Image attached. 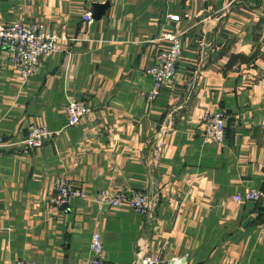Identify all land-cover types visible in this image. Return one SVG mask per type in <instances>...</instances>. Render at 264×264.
<instances>
[{"label": "crops", "instance_id": "0c3cea01", "mask_svg": "<svg viewBox=\"0 0 264 264\" xmlns=\"http://www.w3.org/2000/svg\"><path fill=\"white\" fill-rule=\"evenodd\" d=\"M95 4L104 14L84 22ZM34 20L66 40L28 79L0 49V264H85L96 231L110 264H264V206L234 199L264 188V0H0L1 24ZM165 30L183 53L149 101ZM71 100L92 109L72 126ZM217 112L221 144L203 135ZM32 125L54 132L36 150ZM59 178L89 198L52 204ZM105 189L147 194L150 209L102 204Z\"/></svg>", "mask_w": 264, "mask_h": 264}, {"label": "built area", "instance_id": "2783aa9c", "mask_svg": "<svg viewBox=\"0 0 264 264\" xmlns=\"http://www.w3.org/2000/svg\"><path fill=\"white\" fill-rule=\"evenodd\" d=\"M172 19L179 20L178 17ZM84 22L91 23L92 13L83 14ZM167 45L158 50L155 61L146 70L145 74L152 80V88L148 93V100H156L165 86L177 77L178 64L183 53L181 37L176 30H165L162 33ZM66 38L51 31L44 22L16 21L12 24L0 23V49L9 53L11 66L18 70L24 79L32 77L43 62L53 57L61 48V41ZM91 107L84 100H71L64 107L70 126L79 124L85 116L90 114ZM203 135L206 141L221 144L226 138V116L223 112L209 113L202 119ZM47 126L32 125L23 143L28 150L41 148L53 138ZM3 137L0 135V144ZM71 198L87 199L88 194L83 188L76 186L70 180L59 178L54 187V194L50 201L56 206L68 204ZM98 201L110 207H128L145 214L150 209V199L147 194L140 192L126 193L124 191L111 192L101 190ZM237 202H261L264 206V189L246 187L237 194ZM160 256L139 252L134 264H162ZM18 264H35L33 262H19ZM85 264H110L104 252L103 238L100 232L92 235L90 256Z\"/></svg>", "mask_w": 264, "mask_h": 264}, {"label": "water", "instance_id": "95a60500", "mask_svg": "<svg viewBox=\"0 0 264 264\" xmlns=\"http://www.w3.org/2000/svg\"><path fill=\"white\" fill-rule=\"evenodd\" d=\"M104 12H105V7H103V5L95 4L93 6L92 16L94 18H99L100 16L104 14Z\"/></svg>", "mask_w": 264, "mask_h": 264}, {"label": "trees", "instance_id": "16d2710c", "mask_svg": "<svg viewBox=\"0 0 264 264\" xmlns=\"http://www.w3.org/2000/svg\"><path fill=\"white\" fill-rule=\"evenodd\" d=\"M234 58H240L241 60H246V58L243 56V55H238V56H234L233 58H232V60L234 59ZM232 60H231V62H232Z\"/></svg>", "mask_w": 264, "mask_h": 264}, {"label": "rangeland", "instance_id": "374dc122", "mask_svg": "<svg viewBox=\"0 0 264 264\" xmlns=\"http://www.w3.org/2000/svg\"><path fill=\"white\" fill-rule=\"evenodd\" d=\"M175 79H176V78H175ZM175 79H174V80H172V81H170L169 83H172V82H174V81H175ZM169 83H168V84H169ZM168 84H167V85H168ZM164 89H165V88H164ZM263 189H264V188H263Z\"/></svg>", "mask_w": 264, "mask_h": 264}]
</instances>
